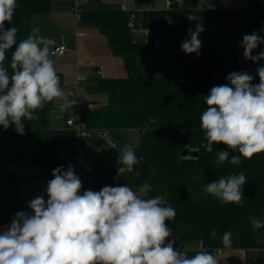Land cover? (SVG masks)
<instances>
[{
    "label": "trees",
    "instance_id": "16d2710c",
    "mask_svg": "<svg viewBox=\"0 0 264 264\" xmlns=\"http://www.w3.org/2000/svg\"><path fill=\"white\" fill-rule=\"evenodd\" d=\"M92 1L99 8L83 12L82 20L94 24L106 37L112 54L122 59L127 76L99 77L88 86V92L103 94L107 100L91 101L81 108L80 118L89 129L99 133L138 130L141 140L135 153L143 158V163L120 179H114L117 170L104 169L96 163L83 169L76 131L68 126L51 128V112L58 107L54 101L46 102L38 121L24 122L25 135H19L14 126L7 130L0 127V226L11 222L18 211H30L28 201L19 194L21 178L6 172L9 165L28 162L43 167L50 180L54 168L63 165L67 170L71 163L83 184L101 188L127 184L135 190L147 182L152 188L148 197L161 195L176 210L174 221L165 223L173 229L169 239L176 237L177 248L184 250L193 241H203V249L213 254L227 249L221 242L222 236L231 231L233 243L229 248L264 249V227L254 229L249 219L264 221V152L250 160L241 157L239 165L227 161L218 164L217 152L228 148L214 144L213 151L207 152L201 147L206 140L200 128V116L207 107L205 95L213 86L228 83L229 73L244 71L237 63V56L243 51V35H264V0H249L247 9L230 10L197 9L191 6L193 0H182V4L171 0L167 10L141 14L106 5L102 0ZM50 10L51 0H17L12 24L6 22L5 27H17V40L25 39L32 20ZM132 13L136 14L133 22ZM189 14L198 19L189 21ZM197 23L204 27L199 36L200 54L185 55L181 42L189 38L187 30ZM135 28L147 30L148 39L135 41ZM11 51L14 48L5 61L10 73ZM151 56L166 57L181 77H145L143 60ZM57 74L62 86L64 76L59 71ZM186 148L197 150L198 157L184 158ZM241 172L247 182L240 205L224 204L205 194L207 183Z\"/></svg>",
    "mask_w": 264,
    "mask_h": 264
},
{
    "label": "clouds",
    "instance_id": "9594fccd",
    "mask_svg": "<svg viewBox=\"0 0 264 264\" xmlns=\"http://www.w3.org/2000/svg\"><path fill=\"white\" fill-rule=\"evenodd\" d=\"M16 8L17 0H0V127L14 126L25 135L24 122L38 121L46 102L59 101L61 112L73 102L60 87L51 58L55 41L41 35L38 27L18 41V28L5 27L6 22L12 24ZM187 19L198 18L189 14ZM187 31L181 51L199 56L203 24ZM261 44L264 35L244 34L243 57L253 63L264 60V50L253 55ZM13 48L10 73L5 61ZM256 76L259 83H253L255 77L247 71H233L226 76L228 83L213 86L205 95L200 128L206 143L201 147L211 153L214 144L226 145L228 151L217 152L218 164L239 165L241 157L250 160L264 152V66L256 69ZM117 152L114 179L143 163L128 145ZM51 175L47 198L35 196L28 201L30 211H18L6 228L0 226V264H218L211 252L189 256L175 246L176 237L169 239L173 229L165 222L174 221L176 210L161 195L148 197L152 188L147 182L135 190L124 184L82 191V180L71 163L67 170L63 165L54 168ZM246 182L243 172L222 176L207 183L204 191L224 204L240 205ZM249 219L254 229L264 227V221ZM221 242L225 248L232 246L231 231Z\"/></svg>",
    "mask_w": 264,
    "mask_h": 264
},
{
    "label": "rangeland",
    "instance_id": "374dc122",
    "mask_svg": "<svg viewBox=\"0 0 264 264\" xmlns=\"http://www.w3.org/2000/svg\"><path fill=\"white\" fill-rule=\"evenodd\" d=\"M64 28L67 30L72 28L71 35L67 36L68 33L64 31H56L54 34H49L45 37H49L54 41L57 40L58 44L64 43L67 47V52L64 55L51 58L54 61L56 70H60L64 76V83L60 87L69 94V99L73 102V106L64 112H61L59 108L52 110L50 118L51 128H63L68 117L77 118L80 109L91 101L100 100L102 103L106 102L105 95L93 94L87 90V87L94 84L97 78H122L127 76L122 59L112 54L106 37L99 32L94 24H88L83 20L77 22L76 18L73 17L71 21L64 25ZM79 34H84L85 36L78 38ZM133 39L146 41L148 39L147 30L135 28ZM241 52L243 53V51ZM143 61V75L145 77H172L178 79L182 75L170 64L166 57L151 56L144 58ZM257 66L260 67V64ZM96 69L101 71L100 76L97 75ZM80 75H87L88 79L80 82ZM58 103L59 101H54L56 107ZM58 113L62 116V120L54 124V117ZM140 140L139 132L134 130L112 132L110 138L101 136L99 132L92 131L90 138L82 139L81 150L84 153L86 163L96 160L101 166H104L110 161L117 163L119 155L117 150L122 149L125 145L136 150ZM116 143H118V147ZM89 189L93 191L100 190L87 185L83 186V190ZM184 250L188 252L189 256L194 255L196 251H205L200 248V241H193L187 244ZM213 255L217 258L218 264H264V249L246 251L227 248L214 252Z\"/></svg>",
    "mask_w": 264,
    "mask_h": 264
},
{
    "label": "crops",
    "instance_id": "0c3cea01",
    "mask_svg": "<svg viewBox=\"0 0 264 264\" xmlns=\"http://www.w3.org/2000/svg\"><path fill=\"white\" fill-rule=\"evenodd\" d=\"M102 2L112 7H118V8L125 7L127 11H133L139 14L145 11L167 10L171 6V0H102ZM191 6L203 10L247 9L249 7V0H193ZM98 8H99L98 3L92 0H51L50 12L36 16L31 22V29L34 27H38L40 29V34L43 36L54 34V32L56 31L58 32L64 31L65 33H68L67 36H69L71 35L72 28H69L67 30L66 28H64V25H66L68 21H71L73 17L76 18L77 22L82 21V17L81 19H77L76 16L77 11H79V13L82 14L83 12L97 10ZM86 23L92 24L87 21ZM84 36H85L84 34H79L77 37L81 38ZM60 45L65 46L64 43L58 44L57 40H55V44L53 48L55 46H60ZM260 50H264V46H259L256 50H254L253 55H256ZM241 53H239L237 56L238 65L241 66L244 69V71H247L249 74H252L255 77L254 80H259V77L256 76V69L258 68L257 65L259 64L260 67L264 66V60H260L258 63H253L252 61L246 60L243 57V53L242 55ZM51 57L54 58L56 56L51 55ZM57 71L60 72V70ZM80 76L85 77V80L88 79L87 75H80ZM61 117L62 116L59 113L56 114L53 123L55 124L56 122H60L62 120ZM72 118L73 117H68L66 119V125L63 128H53V129L66 128L67 121ZM129 131L132 130L117 131V132H129ZM134 131H138V130H134ZM139 134L141 136L140 132ZM79 141H80V158H81L82 168L86 170V168L90 164L93 163L99 164V162H97L96 160H92L91 162L86 163V161L84 160V153L81 150L83 141L82 139H79ZM110 162L106 163L104 165L105 167L102 165L104 169L117 170L118 167L117 163L116 162L114 163L113 161ZM6 172L16 174L21 178L19 182V194L22 197V199H24L25 201H29L37 195H44L45 199L47 198L45 189H46V182L49 180V178L47 176L45 168L33 166L28 162H20L9 165ZM84 185H87L92 188L101 189L100 186L92 183H84L83 186ZM10 223L11 222H8L1 226L6 228Z\"/></svg>",
    "mask_w": 264,
    "mask_h": 264
},
{
    "label": "built area",
    "instance_id": "2783aa9c",
    "mask_svg": "<svg viewBox=\"0 0 264 264\" xmlns=\"http://www.w3.org/2000/svg\"><path fill=\"white\" fill-rule=\"evenodd\" d=\"M176 2L178 4H182L183 1L182 0H176ZM123 11H127L125 9V7H120ZM76 16H77V19H81V14L79 13V11H77L76 13ZM136 19V14L135 13H132L131 14V17H130V21L133 22L134 20ZM67 51L66 47L65 46H55L53 49H52V53L51 55L52 56H61L63 54H65V52ZM85 80V77L83 76H80L79 77V81L82 82ZM67 126L70 127L71 129L75 130L79 139H85V138H90L92 136V130L89 129L86 124L81 120L80 118V114L77 118H72V119H69L67 121ZM83 191V189H82ZM220 250H218L217 252H219Z\"/></svg>",
    "mask_w": 264,
    "mask_h": 264
},
{
    "label": "water",
    "instance_id": "95a60500",
    "mask_svg": "<svg viewBox=\"0 0 264 264\" xmlns=\"http://www.w3.org/2000/svg\"><path fill=\"white\" fill-rule=\"evenodd\" d=\"M96 72H97V75H101V71L99 69H96ZM101 136H104V137H107V138H110V134L109 133H100ZM2 136V134L0 133V137ZM116 146L118 147V143H116ZM192 155L193 157H198V151L197 150H190L189 148H186L184 149L183 153H182V156L184 158L188 157Z\"/></svg>",
    "mask_w": 264,
    "mask_h": 264
}]
</instances>
